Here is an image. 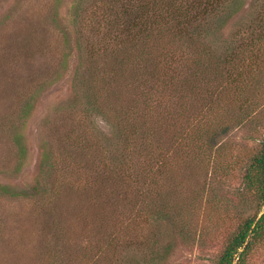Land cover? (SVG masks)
Instances as JSON below:
<instances>
[{
	"label": "rangeland",
	"instance_id": "obj_1",
	"mask_svg": "<svg viewBox=\"0 0 264 264\" xmlns=\"http://www.w3.org/2000/svg\"><path fill=\"white\" fill-rule=\"evenodd\" d=\"M75 4L0 0V264H36L46 248V233L56 236L53 224L69 226L73 209L89 204L88 193L101 201L106 220L126 222L144 214V220H151L138 229L140 240L137 233L126 234V241L132 235L136 239L123 252L140 251L139 262L149 264L148 258L154 257L152 264H217L215 257L258 203L243 173L264 139V45L254 42L256 35H264V0H237L227 12L229 20L214 23L219 28L213 37L217 54L223 41L244 44L240 51L255 44L244 52L248 67L236 62L226 86H217V74L213 80L214 104H220L213 114L226 117L222 123L229 130L218 136L212 151L183 149L177 158L171 151L173 141L166 142L165 136L166 173L158 164L161 159L151 157L146 173L158 180L150 183L148 178L149 184L138 186L149 188V208L138 204L137 186L127 190L120 183L124 165L132 158L127 151L135 154L140 148H127L118 117L129 104L140 110L165 88L147 85L152 96L144 97L140 92L128 94L123 83L109 91L91 86L93 37L82 15L73 20ZM256 52L261 62H254ZM257 64L262 67L256 69ZM119 89L127 94L115 100ZM244 115L249 116L239 122ZM200 143L204 148L205 139ZM138 159L143 162L144 156ZM65 180L75 191L64 186L59 197H50L55 185ZM45 187L48 192L42 191ZM160 209L166 220L154 224L150 215ZM167 247L162 263L158 259ZM244 264H264V238L253 243Z\"/></svg>",
	"mask_w": 264,
	"mask_h": 264
},
{
	"label": "trees",
	"instance_id": "obj_2",
	"mask_svg": "<svg viewBox=\"0 0 264 264\" xmlns=\"http://www.w3.org/2000/svg\"><path fill=\"white\" fill-rule=\"evenodd\" d=\"M236 2L237 0H76L72 7L73 20L77 21L82 15L81 21L87 23V30L93 37L89 59L101 69L96 72L97 66L94 64L92 67L91 86L109 91L123 83L128 94L140 92L144 97L152 96L149 93L151 89H145L147 85L155 89L165 88L164 94L155 93L152 98L143 102L140 110L127 102L130 107H126L118 117L124 127L122 137L127 148L137 144L140 148L135 154L127 151L128 158L130 155L132 158L127 160L128 164L125 163V177L120 182L126 189L138 187L140 182L143 185L149 184L146 180L148 178L150 183L157 182L154 173H146L151 157L161 159L158 164L163 169L162 172L166 173L169 157L167 140L173 141L174 148L171 151L177 158L183 149L191 152L212 151L219 144L218 136L228 132V124L222 123L228 119H219L220 114H213L214 109L220 105L214 104L216 98L213 80L217 74V86L221 89L226 86L231 68L236 62H241V67H248L245 65L247 56H244V52L255 45L250 43L240 51L239 47L244 44L239 42L240 44L231 46V42L227 40L222 42L219 54L215 51L213 37L219 33V28H215L214 23L229 20L227 12ZM263 37L262 33L256 35L254 42L264 45L261 43ZM235 48L239 50V59ZM256 54L258 57L261 55L258 52L253 54L254 62L259 61L254 57ZM258 65L256 69L262 67L261 64ZM125 94V90L119 89L115 100L121 99ZM220 94L221 92L219 96ZM248 116L239 118V122ZM202 120L204 129H200ZM204 139L203 148L200 142ZM16 142L19 145L18 139ZM88 149L91 151V147ZM47 155L44 157L47 158ZM142 155L143 162H139L138 158ZM157 173L159 175L158 169ZM243 180L249 188L254 189L257 208L237 226L223 250L215 257L217 264H244L253 243L264 238V139L247 162ZM55 186L50 197H59L64 186L75 191L71 181L65 180ZM38 187L36 185L34 188L36 192ZM42 191L48 192L47 187ZM137 195L138 204H146L149 208L153 201L149 188L142 190L138 187ZM88 196L89 204L73 209L69 226L53 224L56 225V236L49 238L46 233V248L36 264H148L139 262L138 257L141 255L138 250L123 252L127 245H134L136 239V235H132L133 240L129 237L126 241V234L137 233L140 240L141 231L138 229H143L142 226L151 221L144 220L146 214L143 217L137 215L136 219L131 216L126 222L106 220L103 218L104 207L98 204L100 200L92 193H88ZM150 217L154 224H162L166 220L165 211L161 209ZM31 239L32 233L29 236V240ZM168 252L167 247L158 260L163 263ZM153 259L154 257L148 258L149 264H152L150 261Z\"/></svg>",
	"mask_w": 264,
	"mask_h": 264
}]
</instances>
